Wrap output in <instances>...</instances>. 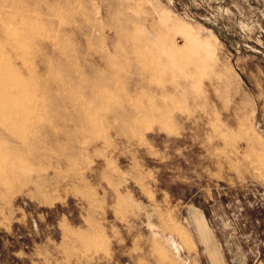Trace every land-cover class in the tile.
Returning <instances> with one entry per match:
<instances>
[{
  "label": "rangeland",
  "instance_id": "obj_1",
  "mask_svg": "<svg viewBox=\"0 0 264 264\" xmlns=\"http://www.w3.org/2000/svg\"><path fill=\"white\" fill-rule=\"evenodd\" d=\"M0 264H264V0H0Z\"/></svg>",
  "mask_w": 264,
  "mask_h": 264
}]
</instances>
